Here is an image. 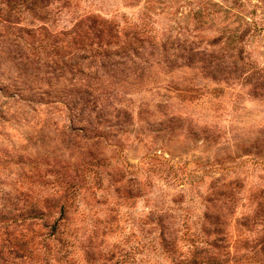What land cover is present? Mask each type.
<instances>
[{
  "label": "rangeland",
  "instance_id": "374dc122",
  "mask_svg": "<svg viewBox=\"0 0 264 264\" xmlns=\"http://www.w3.org/2000/svg\"><path fill=\"white\" fill-rule=\"evenodd\" d=\"M262 192L264 0H0V264H264Z\"/></svg>",
  "mask_w": 264,
  "mask_h": 264
},
{
  "label": "trees",
  "instance_id": "16d2710c",
  "mask_svg": "<svg viewBox=\"0 0 264 264\" xmlns=\"http://www.w3.org/2000/svg\"><path fill=\"white\" fill-rule=\"evenodd\" d=\"M264 193V192H262ZM260 207H262V209L264 210V206H262L261 204H259ZM258 206V209L261 210ZM263 214H264V211H263ZM163 216H153L150 219V222H153L155 224V229L158 231V243H163L165 246L166 245H173L174 244V239L171 240V233L167 232V231H164V227H163ZM52 229L54 230V234H61V232L57 231L58 230V221L55 222L52 226ZM212 234H220L219 231L217 232H214ZM188 241V239H187ZM150 242L153 243V240H150ZM156 242V241H155ZM150 244V243H149ZM145 249V247H142ZM214 249H217L216 245L213 246ZM205 252V251H204ZM205 256L204 257H201V253H196L194 254L193 252L190 253V257L187 259H185L183 262L185 261H188L189 264H216L215 261H216V258H214V253H207L205 252Z\"/></svg>",
  "mask_w": 264,
  "mask_h": 264
}]
</instances>
